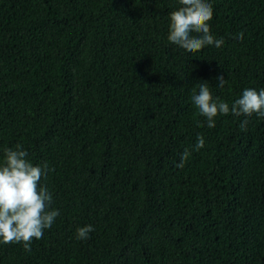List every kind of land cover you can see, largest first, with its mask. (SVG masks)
I'll list each match as a JSON object with an SVG mask.
<instances>
[{
  "label": "trees",
  "instance_id": "trees-1",
  "mask_svg": "<svg viewBox=\"0 0 264 264\" xmlns=\"http://www.w3.org/2000/svg\"><path fill=\"white\" fill-rule=\"evenodd\" d=\"M209 2L224 43L188 53L167 39L178 0H0V163L47 164L59 211L0 264H264V118L208 128L191 100L264 89V0Z\"/></svg>",
  "mask_w": 264,
  "mask_h": 264
},
{
  "label": "clouds",
  "instance_id": "clouds-1",
  "mask_svg": "<svg viewBox=\"0 0 264 264\" xmlns=\"http://www.w3.org/2000/svg\"><path fill=\"white\" fill-rule=\"evenodd\" d=\"M178 3L179 7L169 14L168 41L188 53L211 45L220 48L224 40L211 33L209 22L214 10L209 0H178ZM236 38L242 40L243 33H238ZM215 80L221 88L227 83L223 74L217 75ZM191 100L199 115L206 118L208 128L215 127L218 115L244 116L246 119L240 124L242 129H246L247 117L255 114L264 118V89H244L230 107L229 103L214 98L208 81H203L198 92L193 90ZM204 143V138L198 136L194 150L202 149ZM3 151L4 159L0 163V243H22L24 249L30 251L33 239H42L44 231L52 227L59 215V211L51 207L52 194L40 184L50 169L47 164L34 166L28 159V152L20 146ZM190 154L185 149L176 166L182 168ZM93 231L92 225L79 227L76 239L87 240Z\"/></svg>",
  "mask_w": 264,
  "mask_h": 264
}]
</instances>
